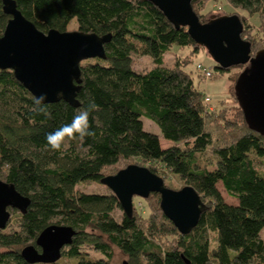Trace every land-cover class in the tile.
<instances>
[{
  "label": "trees",
  "instance_id": "obj_1",
  "mask_svg": "<svg viewBox=\"0 0 264 264\" xmlns=\"http://www.w3.org/2000/svg\"><path fill=\"white\" fill-rule=\"evenodd\" d=\"M14 1L44 32L69 30L75 19L74 29L110 33L111 38L104 44L105 58L80 62L79 105L47 103L50 117L34 114V96L12 70L0 69V178L30 199L25 212L9 208L10 219L0 228V264H112L113 246L128 264H264V135L248 127L234 95L239 73L230 69L242 65L222 68L214 62L231 79L230 104L216 108L209 96V102L204 100L207 94L186 69L199 46L186 27L176 28L152 2ZM208 1L236 9L226 13L239 15L241 37L250 41L251 52L264 48V0H191L201 22L210 19V11L204 12ZM250 16L257 18L256 26L247 20ZM9 17L0 0V35ZM184 47L191 49L166 63V52ZM137 54L152 61L138 75ZM90 101L98 106L89 116L93 135L66 139L53 150L46 135L70 123ZM142 118L158 132L145 128ZM161 138L169 144L163 147ZM128 164L146 166L170 188L179 186L167 180L168 174L191 185L206 205L197 225L180 233L163 213L157 192L140 198L142 206L133 204L128 216L113 192L76 188L100 182ZM218 185L236 203L227 202ZM51 224L71 226V242L54 262L27 263L21 248L35 244Z\"/></svg>",
  "mask_w": 264,
  "mask_h": 264
},
{
  "label": "water",
  "instance_id": "obj_2",
  "mask_svg": "<svg viewBox=\"0 0 264 264\" xmlns=\"http://www.w3.org/2000/svg\"><path fill=\"white\" fill-rule=\"evenodd\" d=\"M2 10L10 15L0 35V69L12 70L15 78L35 97L45 94L46 103L64 100L78 106L82 60L105 58L104 44L110 33L99 35L79 29L46 32L38 29L17 9L14 0H1ZM157 6L176 28L186 27L196 45L206 49L222 68L242 65L234 95L248 127L264 135V48L251 52V44L241 37L243 23L238 14H222L201 22L191 0H148ZM63 93L58 96L57 93ZM118 199L128 216L133 211V196L146 198L151 192L160 195V207L177 230L189 233L206 208L201 196L191 185L173 189L146 166L128 164L116 173L100 179ZM30 199L19 193L14 184L0 178V228L10 218L9 208L25 212ZM71 226L51 224L41 230L35 244L21 248L27 263H51L72 240ZM122 264H128L123 261Z\"/></svg>",
  "mask_w": 264,
  "mask_h": 264
},
{
  "label": "rangeland",
  "instance_id": "obj_3",
  "mask_svg": "<svg viewBox=\"0 0 264 264\" xmlns=\"http://www.w3.org/2000/svg\"><path fill=\"white\" fill-rule=\"evenodd\" d=\"M208 12V18L210 17H215L218 15L222 14H228L226 12H237L236 9L232 8L230 4L220 1L219 3H214L213 1H208L205 5L204 12ZM243 13V12H241ZM230 14V13H229ZM247 20L249 23H252L254 26L257 25V18L255 16H250L247 17ZM76 21L75 19L70 20L68 24L69 30H72L75 28ZM191 47H184L182 51L176 48H173V50L168 51L164 55V59L167 64H170L172 62V59L176 53H187ZM179 51V52H178ZM198 62H202L205 65H209L212 68L213 76L204 79L202 76H199L196 69H195V64ZM133 66L135 73L138 75L139 73L143 72L144 70L148 69L149 67L152 66V61L151 58L145 55H134L133 58ZM187 70L191 71L192 76L194 78L195 83L197 84L198 88L205 94V96H209L211 99V104L219 108L221 106H226L227 104H230V96H229V91L228 88L231 84V79L229 77V73L237 72L239 73L242 69L238 67H232L230 69V72H221L220 70L216 69L214 67V61L210 57V55L207 53L206 49L202 46H199L198 52L194 55L192 62L186 67ZM143 119V124L144 127L147 129H151V131L157 133L158 129L156 125L149 119L147 118H142ZM169 140L161 138L160 143L164 147L169 144ZM262 168L264 169V165H262ZM167 180L172 181V184L178 185L179 187L183 186L181 185V182L177 180V178L173 175H169L166 177ZM165 183V182H164ZM219 190L221 194L223 195L224 199L229 202V203H236V199L227 194L225 189L221 186L218 185ZM77 189L84 191V192H105L109 193L112 192V190L107 187L105 184H102L100 182H86V183H81L76 186ZM142 197L140 196H133V204H136L138 207H141V199ZM116 214L119 215L120 211H116ZM10 219V218H9ZM9 221V220H8ZM261 237L264 238V231L261 232ZM113 259H112V264H122L123 261H127V257L124 255V253L117 247L113 246ZM89 252L92 256L99 257L101 256L100 253L94 252L89 249Z\"/></svg>",
  "mask_w": 264,
  "mask_h": 264
},
{
  "label": "clouds",
  "instance_id": "obj_4",
  "mask_svg": "<svg viewBox=\"0 0 264 264\" xmlns=\"http://www.w3.org/2000/svg\"><path fill=\"white\" fill-rule=\"evenodd\" d=\"M58 96H62L63 93H57ZM46 95L41 94L39 97L34 98L32 111L36 115L45 114L50 117L48 112V106L46 103ZM98 109V106L94 101H90L86 108L79 111L73 116L70 123L63 124L55 131L46 135V141L53 150H59L66 139H75L79 137L83 140L87 136L93 135L91 131V125L89 123V116L91 112Z\"/></svg>",
  "mask_w": 264,
  "mask_h": 264
},
{
  "label": "built area",
  "instance_id": "obj_5",
  "mask_svg": "<svg viewBox=\"0 0 264 264\" xmlns=\"http://www.w3.org/2000/svg\"><path fill=\"white\" fill-rule=\"evenodd\" d=\"M195 69L196 71L204 78V79H208L212 76V69L211 67L201 63V62H198L195 64ZM204 100L206 102H209L210 99L208 96H205L204 97Z\"/></svg>",
  "mask_w": 264,
  "mask_h": 264
}]
</instances>
